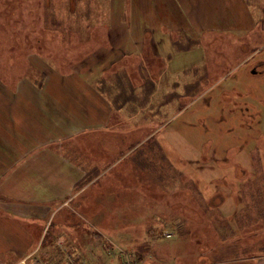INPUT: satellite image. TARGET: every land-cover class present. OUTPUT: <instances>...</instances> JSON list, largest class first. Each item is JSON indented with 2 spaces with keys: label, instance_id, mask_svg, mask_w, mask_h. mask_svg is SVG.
<instances>
[{
  "label": "rangeland",
  "instance_id": "1",
  "mask_svg": "<svg viewBox=\"0 0 264 264\" xmlns=\"http://www.w3.org/2000/svg\"><path fill=\"white\" fill-rule=\"evenodd\" d=\"M112 5L0 0V105L31 122L32 156L43 151L36 158H61L84 175L49 203L46 220H32L43 235L30 257L0 252V264H125L145 251L147 264H242L264 253V75L247 71L264 57L260 24L250 34L190 35L201 51L179 29L168 34L171 49L126 52L113 47L128 27ZM248 157L249 171L237 162ZM238 189L244 212L228 220L215 205ZM171 202L194 204L193 218L174 224Z\"/></svg>",
  "mask_w": 264,
  "mask_h": 264
},
{
  "label": "crops",
  "instance_id": "2",
  "mask_svg": "<svg viewBox=\"0 0 264 264\" xmlns=\"http://www.w3.org/2000/svg\"><path fill=\"white\" fill-rule=\"evenodd\" d=\"M112 2L114 3L112 7L119 9L117 11L119 12L118 23L128 27V30L124 31V41L113 47L126 52L144 50L147 46V50L171 49L169 44H172V41L170 42L168 34L179 29L185 31L189 38L188 44H195V47H190V49L201 51L204 48L198 43V38H190V35L200 34L202 36L208 31L225 34H250L257 30L258 24H260L257 21V0H110L111 4ZM261 8V13L264 14V6ZM110 17L118 19L115 16L113 18V12L110 13ZM112 19L110 21L114 28V25L116 27L119 24ZM259 19L264 20V16ZM260 29L264 32L262 23ZM110 30L111 28H108L106 32L109 36ZM150 34L152 35L151 40L148 38ZM173 61L174 59L171 60V62ZM186 61L189 62V60L183 62ZM262 65L263 68H261ZM253 66L254 70H251L252 65L249 69L247 68L248 76H251L252 73L259 76L262 73L264 75V57L255 62ZM251 89L248 87V90L251 91ZM237 92L239 95L245 94L242 90H237ZM262 98L264 100V96ZM11 110L6 107L2 109L0 105V252L11 254L15 259H20L23 256L29 258L35 244L42 239L43 234H33L32 220H46L50 210L49 203L64 201L66 195L74 191L76 183L84 175L81 173V169L70 165L68 161L61 158H36L44 153L43 151L32 156V124L29 121L26 124L28 126L22 125L18 122V117L13 116ZM263 115L261 116L263 117ZM259 125L264 130V122L263 124L260 122ZM258 138L259 146L264 151V136L258 135ZM256 150L257 148H255ZM242 152H245L244 149ZM249 154H251L250 151ZM251 160L256 162L253 157H248L247 161L240 159L237 162L247 170L251 168ZM243 173L244 171H242V175ZM233 178H235V174ZM236 191L237 197L222 198L215 205L223 211H228L226 217L228 220L234 219L237 213L244 212V205L240 200L241 191L240 189ZM218 195L220 192L215 189V191L206 192L205 199L209 197L216 199ZM192 205L194 204H177L175 202L169 204L168 211L173 210L170 217L174 224L179 226L185 219L193 218L192 213L190 214ZM182 211H185L183 215L178 214ZM253 222L254 219L250 221V223ZM257 237L256 231L250 232L246 242L255 243ZM127 248L129 249V245ZM143 255L144 260L153 257L149 251H145ZM242 258H246L242 264H264V253L253 252L250 256ZM236 260L240 261V259ZM119 261L116 259L113 264H120ZM207 261V264L225 263L220 259L212 260L210 258ZM195 264L206 263L197 262Z\"/></svg>",
  "mask_w": 264,
  "mask_h": 264
},
{
  "label": "built area",
  "instance_id": "3",
  "mask_svg": "<svg viewBox=\"0 0 264 264\" xmlns=\"http://www.w3.org/2000/svg\"><path fill=\"white\" fill-rule=\"evenodd\" d=\"M166 236H168V237H170L171 236V233H166ZM125 264H144V263H141V262H139L138 261V259L137 258H135L133 255H131V254H127L126 256H125Z\"/></svg>",
  "mask_w": 264,
  "mask_h": 264
},
{
  "label": "trees",
  "instance_id": "4",
  "mask_svg": "<svg viewBox=\"0 0 264 264\" xmlns=\"http://www.w3.org/2000/svg\"><path fill=\"white\" fill-rule=\"evenodd\" d=\"M179 226H181V225H179ZM168 233H170V232H168ZM171 234H172V233H171ZM172 235H173V234H172ZM133 255H134L135 258H137V259L140 260V261H141V260H144V259H143V258H144V257H143V256H144L143 254H142V255H139L138 253H135V254H133Z\"/></svg>",
  "mask_w": 264,
  "mask_h": 264
}]
</instances>
